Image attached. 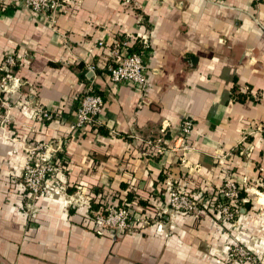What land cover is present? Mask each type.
<instances>
[{
    "label": "crops",
    "instance_id": "0c3cea01",
    "mask_svg": "<svg viewBox=\"0 0 264 264\" xmlns=\"http://www.w3.org/2000/svg\"><path fill=\"white\" fill-rule=\"evenodd\" d=\"M123 37L142 52L144 90L108 76L112 42ZM5 54L17 81L0 95L10 135L0 129V264H228L225 177L246 192L244 209L264 208V136L254 131L264 124V0H65L52 25L23 0H0ZM90 79L102 124L70 130ZM184 116L193 120L186 166L181 150L147 142L166 124L165 142L177 144ZM41 141L60 145L63 188L33 195L25 149ZM167 179L198 199L194 211L169 209ZM121 203L136 218L150 214L149 224L120 231L93 221V210Z\"/></svg>",
    "mask_w": 264,
    "mask_h": 264
},
{
    "label": "built area",
    "instance_id": "2783aa9c",
    "mask_svg": "<svg viewBox=\"0 0 264 264\" xmlns=\"http://www.w3.org/2000/svg\"><path fill=\"white\" fill-rule=\"evenodd\" d=\"M65 0H23L24 4L36 12L44 14L46 20L50 24H55L59 10ZM144 42L145 36L143 35ZM102 41H99V44ZM129 38L123 37L116 39L111 45V55L114 57V63L108 65V76L116 83H130L144 90L148 86L147 76L145 72V63L142 52L129 50ZM16 63V58L13 54H5L0 60V70L3 73L0 76V90H8L10 80H16L13 76L10 67ZM87 68L92 74L95 73L96 66L94 63L88 64ZM92 78V77H90ZM10 88V87H9ZM7 102V101H6ZM104 99L96 90L92 79L86 85L81 93L78 103L75 108V117L68 123L70 130L83 128L86 125L99 126L102 124L100 112ZM34 115H39L44 118L53 117V112L46 109H35ZM4 119H2L1 123ZM193 127V120L190 116H184L180 122L179 134L176 137L177 144L168 147L166 135L168 127L162 124L160 127V135L153 139H147V142L155 147L157 153H162L168 148L181 150L180 161L183 165H188L185 160V152L193 148L189 137ZM2 135L5 138H10L7 134V129L0 125ZM254 131H259L264 136V124H258ZM247 134V133H246ZM241 138L244 140L246 136ZM60 145H55L46 142H37V144L27 146L25 149L27 154L23 163V182L29 193L35 195H43L50 189L55 192H60L63 188V180L59 176L58 150ZM240 152L242 150L240 149ZM225 154H217L220 161H224ZM53 183V184H52ZM166 204L170 210L178 212H191L196 209L198 199L188 192L184 186L174 184L172 180H166ZM52 185V186H50ZM241 186H239L231 177H225L223 183L219 186L218 192L221 196L230 199H242L240 195ZM69 201V199H68ZM229 200L226 199L219 202L220 213H223L226 218H233V211L230 209ZM93 221L98 227H109L115 230L127 231L133 228L132 223L138 219L139 226H145L151 221L150 214H144L136 218L127 204H110L105 209L93 210Z\"/></svg>",
    "mask_w": 264,
    "mask_h": 264
},
{
    "label": "rangeland",
    "instance_id": "374dc122",
    "mask_svg": "<svg viewBox=\"0 0 264 264\" xmlns=\"http://www.w3.org/2000/svg\"><path fill=\"white\" fill-rule=\"evenodd\" d=\"M1 72L2 71L0 70V76L3 74ZM3 92V90H0V95ZM2 119L4 118H0V125H3L7 129L5 124L6 121L4 119L1 123ZM245 139H247V137H245L244 140ZM46 143L52 142L47 141ZM238 148L240 149V147ZM246 185L247 187H249V185L253 187L252 183H248ZM251 191H253V188L251 189ZM222 199L229 200L228 202L229 206L231 207L230 209L234 214L233 218L228 219L226 218V216H224L223 213H220L219 219H222V221L230 222L231 224V230H229L231 231L230 235L227 234L222 242V249L220 251L222 258L228 264H264V221L261 222L260 220L261 218H263L264 220V208L262 204L254 201L249 209H244L242 203L243 200H236L225 197H223ZM259 205H261L262 207Z\"/></svg>",
    "mask_w": 264,
    "mask_h": 264
},
{
    "label": "trees",
    "instance_id": "16d2710c",
    "mask_svg": "<svg viewBox=\"0 0 264 264\" xmlns=\"http://www.w3.org/2000/svg\"><path fill=\"white\" fill-rule=\"evenodd\" d=\"M137 48H138V46H135V43H133V44H130V46H129V50L131 51H138L137 50ZM235 91H236V88H235V86L232 88V94H233V96L235 97V98H237V99H243L244 97H245V94H243V93H235ZM246 194V192H244V190H240V195L242 196V195H245ZM127 200H129V198L127 199L126 198V201ZM122 202V201H121ZM118 203V202H117ZM243 203V206L245 207V206H247V203L248 202H242ZM92 206L93 207H96V205L95 204H92ZM131 213L133 214V210L131 211Z\"/></svg>",
    "mask_w": 264,
    "mask_h": 264
}]
</instances>
